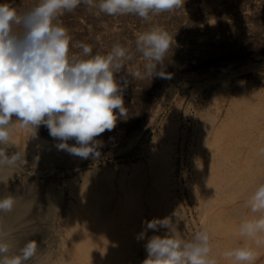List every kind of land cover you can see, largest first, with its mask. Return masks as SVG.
Wrapping results in <instances>:
<instances>
[{"label": "rangeland", "instance_id": "374dc122", "mask_svg": "<svg viewBox=\"0 0 264 264\" xmlns=\"http://www.w3.org/2000/svg\"><path fill=\"white\" fill-rule=\"evenodd\" d=\"M4 2L23 12L39 0ZM96 11L81 5L60 17L70 54L80 42L102 55L119 43L134 53L129 68L143 72L135 39L159 27L173 38L165 60L171 79L116 74L127 81L128 117L96 137L105 145L99 159L59 150L44 125L33 138L14 123L8 152L27 163L0 167V196L15 198L11 212H0L8 255L35 240L25 264H142L147 237L167 231L138 240L144 222L171 216L185 239L208 231L216 264H236L224 253L245 244L258 253L254 264H264V234L260 245L239 234L243 220L260 215L247 201L264 183V0H184L148 21ZM155 170L161 180L150 189ZM151 190L160 198L154 215Z\"/></svg>", "mask_w": 264, "mask_h": 264}, {"label": "clouds", "instance_id": "9594fccd", "mask_svg": "<svg viewBox=\"0 0 264 264\" xmlns=\"http://www.w3.org/2000/svg\"><path fill=\"white\" fill-rule=\"evenodd\" d=\"M184 0H39L30 9L18 12L9 2L0 3V167L26 164L18 151L9 154L14 123L31 128L36 137L41 125L59 141L56 147L84 159H99L104 142L96 137L115 128L118 118L127 119L121 83L117 73L126 69L135 80L158 77L171 79L165 60L173 38L159 27L142 32L135 39V52L144 60V71H133L129 64L134 53L114 44L102 55L93 54L85 43L72 44L80 49L70 54L71 37L60 17L84 5L109 16L135 15L148 21L154 15L183 6ZM118 110V111H117ZM75 144H69V140ZM264 151V149H262ZM15 198L0 196V212L13 210ZM258 218L239 225L241 236L262 243L264 234V183L259 184L247 201ZM178 217L177 212L172 214ZM179 218V217H178ZM164 235L147 237L149 230ZM147 237V257L142 264H216L211 256L210 236L206 229L185 239L172 217L145 221L137 239ZM10 245L0 239V264H25L37 250V241H28L18 255H8ZM225 259L236 264H254L258 253L247 244L226 251Z\"/></svg>", "mask_w": 264, "mask_h": 264}, {"label": "bare ground", "instance_id": "6f19581e", "mask_svg": "<svg viewBox=\"0 0 264 264\" xmlns=\"http://www.w3.org/2000/svg\"><path fill=\"white\" fill-rule=\"evenodd\" d=\"M161 176H162V173H159L158 171H153V173H152V176H151V179H150V181H151V183H152V188H150V189H153V186H155V185H158L159 184V182H160V180H161ZM149 189V190H150ZM148 192V191H147ZM146 199H147V202H148V204H149V207H150V215H154V213H156L157 212V208H156V204H158L157 203V201H158V199L160 200V198L159 197H157L154 193H153V190H151V193L149 192V193H147V196H146ZM85 241V240H84ZM86 243V241L82 244V246L83 247H86L84 244ZM81 246V247H82ZM82 247V248H83ZM81 248V250H84V248L82 249ZM87 248V247H86ZM86 250V249H85ZM82 252V251H81ZM83 254V253H82ZM85 254V253H84ZM85 257H86V255H85ZM67 263V262H66ZM61 264H63V262L61 263ZM65 264V263H64ZM68 264H71V263H68Z\"/></svg>", "mask_w": 264, "mask_h": 264}]
</instances>
